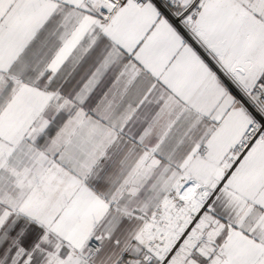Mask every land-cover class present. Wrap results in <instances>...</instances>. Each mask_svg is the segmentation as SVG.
I'll use <instances>...</instances> for the list:
<instances>
[{
  "label": "snow or ice",
  "instance_id": "1",
  "mask_svg": "<svg viewBox=\"0 0 264 264\" xmlns=\"http://www.w3.org/2000/svg\"><path fill=\"white\" fill-rule=\"evenodd\" d=\"M0 264H264V0H0Z\"/></svg>",
  "mask_w": 264,
  "mask_h": 264
}]
</instances>
